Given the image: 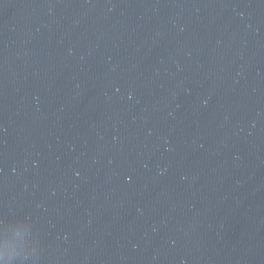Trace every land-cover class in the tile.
<instances>
[{"label": "water", "instance_id": "water-1", "mask_svg": "<svg viewBox=\"0 0 264 264\" xmlns=\"http://www.w3.org/2000/svg\"><path fill=\"white\" fill-rule=\"evenodd\" d=\"M0 264H264V0H0Z\"/></svg>", "mask_w": 264, "mask_h": 264}]
</instances>
